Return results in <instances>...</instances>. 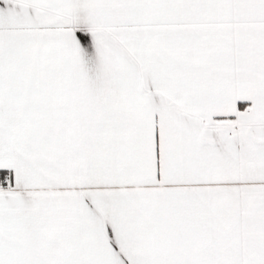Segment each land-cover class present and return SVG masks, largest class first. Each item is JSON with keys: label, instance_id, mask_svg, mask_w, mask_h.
I'll use <instances>...</instances> for the list:
<instances>
[{"label": "snow or ice", "instance_id": "6c2138e0", "mask_svg": "<svg viewBox=\"0 0 264 264\" xmlns=\"http://www.w3.org/2000/svg\"><path fill=\"white\" fill-rule=\"evenodd\" d=\"M0 264H264V0H0Z\"/></svg>", "mask_w": 264, "mask_h": 264}]
</instances>
